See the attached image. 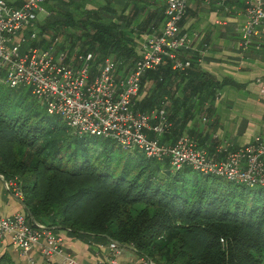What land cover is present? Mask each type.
I'll use <instances>...</instances> for the list:
<instances>
[{
    "label": "trees",
    "instance_id": "trees-1",
    "mask_svg": "<svg viewBox=\"0 0 264 264\" xmlns=\"http://www.w3.org/2000/svg\"><path fill=\"white\" fill-rule=\"evenodd\" d=\"M50 1L44 0L49 14L37 24L32 45L65 36L68 45L59 46L70 57L88 52L94 65L111 58L118 70L138 58L136 38L157 31L163 21L164 8L156 0H104L97 7L88 6L91 0ZM171 65L167 61L145 72L133 105L135 112L147 113L165 103L168 125L160 134H146L170 144L184 135L193 105L214 100L223 85L201 72L193 59L184 71ZM3 73L0 173L22 177L31 217L69 228L70 234L131 243L167 264H262L264 187L188 165L176 170L168 158H148L114 140L77 133L61 115L48 113L29 87L5 84ZM147 82H152L151 91L140 97ZM186 106L178 117V109ZM0 264L15 262L1 254Z\"/></svg>",
    "mask_w": 264,
    "mask_h": 264
},
{
    "label": "built area",
    "instance_id": "built-area-1",
    "mask_svg": "<svg viewBox=\"0 0 264 264\" xmlns=\"http://www.w3.org/2000/svg\"><path fill=\"white\" fill-rule=\"evenodd\" d=\"M202 2L208 5L214 2L227 12L232 9L222 0ZM43 3L44 0H20L18 5H12L8 0H0V70L4 72L5 84L29 87L31 93L46 105L48 113L61 115L77 133L114 140L127 151H143L148 158H168L176 170L188 165L203 174L248 187H264V137L256 135L251 142L238 147L223 142L217 152L224 156L217 159L210 157L207 150L188 135L179 136L172 144L160 143L157 138L147 136L146 130L160 134L168 125L164 102L162 107L150 113L133 110L146 71L155 70L167 61H171L174 70L184 71L190 66L191 59L185 52L191 48L197 33L183 32L179 26L186 14L188 0H162V24L157 31L143 36L138 58L125 75H119L111 58L96 65L93 72L91 53L70 57L66 48H57V40L46 46H33L32 42L37 38L34 27L41 15L49 14ZM241 12L245 18L239 27V45L246 48L264 25V0H246ZM217 22L222 24L224 20ZM23 47L25 50L21 53ZM260 92L264 93V89ZM152 119H158V122L151 125ZM0 183L26 208L25 193L18 176L5 177L0 173ZM69 230L36 220L25 211L0 215V243L8 239L21 255L28 254L29 263L34 261L29 252L35 250L42 258L60 255L63 264H78L75 256L66 250L64 236L60 233ZM106 240L105 257L88 264H120L119 258L125 249L136 254L135 264H167L154 261L131 243H120L109 237Z\"/></svg>",
    "mask_w": 264,
    "mask_h": 264
},
{
    "label": "crops",
    "instance_id": "crops-1",
    "mask_svg": "<svg viewBox=\"0 0 264 264\" xmlns=\"http://www.w3.org/2000/svg\"><path fill=\"white\" fill-rule=\"evenodd\" d=\"M156 1L164 8L162 0ZM222 1L232 6L229 12L214 2L208 5L202 0H188L186 14L179 23L183 32L197 33L191 48L185 52L186 56L193 59L201 72L223 82L214 100L207 99L200 106L193 105L191 111L194 117L186 124L182 134L194 139L207 150L210 157L217 159L224 156L217 152V147L223 142L238 147L251 142L256 135L264 137V93L260 92V89H264V25L252 37L250 44L242 48L239 45V27L245 18L241 9L246 0ZM153 7L150 5V8ZM218 20L224 22L219 24ZM138 43L136 50L139 55L140 41ZM126 71L125 68L119 70V75H125ZM150 91V87L143 89L140 97ZM186 108L178 109V117ZM156 122L152 119L150 123L154 125ZM24 209L16 198L5 192L0 183V215L24 212ZM60 233L64 236L66 250L75 256L78 264H88L105 257L107 240L103 236ZM1 254L9 255L15 264H63L62 256L46 259L35 250L29 252L34 257V261L29 263L28 254L21 255L8 239L0 243ZM136 261V254L129 250L119 258L120 264H135Z\"/></svg>",
    "mask_w": 264,
    "mask_h": 264
},
{
    "label": "rangeland",
    "instance_id": "rangeland-1",
    "mask_svg": "<svg viewBox=\"0 0 264 264\" xmlns=\"http://www.w3.org/2000/svg\"><path fill=\"white\" fill-rule=\"evenodd\" d=\"M8 1H10V2H19L20 0H8ZM50 4L52 3V0L49 2ZM101 3H104V0H91V2L89 3V7H97V6H99V4H101ZM46 9V8H45ZM46 11L49 13V11L46 9ZM73 12L75 13V16H77L78 15V13H79V11H75L74 9H73ZM40 20L37 22V24L39 23V22H41V21H43L44 19V17L41 15L40 16ZM37 24H36V26L34 27V31L36 32V35H37V32H38V30H37ZM26 34H28L29 35V33H26ZM20 35V34H19ZM46 36H48V37H44V38H48V40H49V35L48 34H46ZM16 37L14 38V41H16ZM46 40V39H45ZM47 41V40H46ZM139 41H142V40H140V38H136V46H137V48H139ZM57 42H58V45H57V48H59V45H61L62 43H65L66 45H68L67 44V42H66V39H65V36L64 37H59L58 39H57ZM43 46H46V45H43ZM25 50V48L23 47L22 49H21V53L23 52ZM95 66L96 65H94V63H92L91 64V70L93 71V68H95ZM151 84H152V82H148L146 85H145V87H144V90H147L150 86H151ZM11 176H18V178H19V180H20V182L23 184V181H22V177H20L19 176V174H14V175H10V176H8V177H11ZM5 192H7V191H5ZM8 193V192H7ZM9 194V193H8ZM24 211L27 213V215H29V210H27L26 208L24 209ZM46 220V219H45ZM68 233V232H67ZM123 252H128V250L127 249H125ZM133 253V252H132ZM133 255H135V253H133ZM154 261H156L155 259H154ZM156 262H158V263H160L161 261H156ZM264 263V261L262 262V264Z\"/></svg>",
    "mask_w": 264,
    "mask_h": 264
}]
</instances>
